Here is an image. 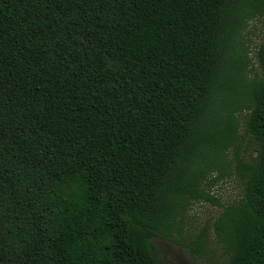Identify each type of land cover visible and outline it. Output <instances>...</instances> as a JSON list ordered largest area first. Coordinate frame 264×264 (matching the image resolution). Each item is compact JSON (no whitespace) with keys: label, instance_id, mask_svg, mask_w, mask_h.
<instances>
[{"label":"trees","instance_id":"1","mask_svg":"<svg viewBox=\"0 0 264 264\" xmlns=\"http://www.w3.org/2000/svg\"><path fill=\"white\" fill-rule=\"evenodd\" d=\"M259 18L264 0H0V264H164L151 239L206 255L209 232L222 264H264ZM196 203L221 211L187 241Z\"/></svg>","mask_w":264,"mask_h":264},{"label":"rangeland","instance_id":"2","mask_svg":"<svg viewBox=\"0 0 264 264\" xmlns=\"http://www.w3.org/2000/svg\"><path fill=\"white\" fill-rule=\"evenodd\" d=\"M263 38L264 18L251 21L246 31V39L250 40V46L253 52ZM253 148L252 140L247 139L244 142V157L246 159L255 155ZM239 192V186L235 181L224 180L213 187V193L220 198L224 206L235 201ZM220 211L219 208L206 203H196L193 205L189 212V220L187 223V241L197 239L201 235L203 228L206 227ZM208 236L205 245L206 255H198L191 252L183 245L169 243L158 238L151 239V251L159 257L164 264H222L220 251L213 241L212 233L209 232Z\"/></svg>","mask_w":264,"mask_h":264}]
</instances>
